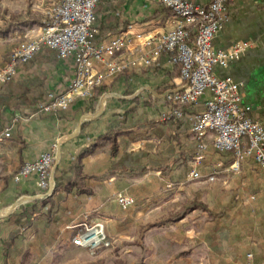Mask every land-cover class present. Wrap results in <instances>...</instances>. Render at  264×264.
<instances>
[{"label": "crops", "instance_id": "obj_1", "mask_svg": "<svg viewBox=\"0 0 264 264\" xmlns=\"http://www.w3.org/2000/svg\"><path fill=\"white\" fill-rule=\"evenodd\" d=\"M192 1L202 3L208 0ZM227 13L228 21L214 38L213 47L217 50L225 49L235 41H248L251 45L238 59L231 60L226 68L216 67L215 72L240 82L239 91L243 103L251 106L255 116L261 117L264 115V0L232 1L227 5ZM95 14L97 43L126 31L141 35L158 34L170 28L172 22V12L159 0H99ZM30 28L18 34L13 33V37L32 35V29L35 28ZM136 45L137 40L131 37L129 49L132 51ZM145 53L146 48L140 45L132 51L131 56L138 57ZM168 68L170 64L165 61L157 72H154L153 66L141 71L134 69L122 84L135 85L142 94L122 97L124 100L120 101L121 104L124 101L129 103L122 110L117 111L111 108L113 104H109L111 110L99 118L85 117L90 113H86L85 101L79 98H75L64 111L38 108V104L47 99L48 92H61L75 75L73 59L60 58L50 48H42L18 68L12 81L0 86V134L7 127L11 128L10 136L0 142V211L19 197L32 196L30 199L22 198L24 201L13 212L0 218V264H16L17 260L11 255L12 249L25 246L31 238L39 240L45 254L65 245L76 247L71 243L75 229L70 226L79 221L76 219L80 212L76 209L78 204L89 201L93 207L102 206L112 186L124 185L126 181L136 180L140 176L147 177L151 171L159 175L164 167H175L194 154L195 140L189 123L161 120L159 117L160 111L164 109L163 95L173 89L157 93L153 83L162 77L166 80L163 69ZM97 70L104 72V67L97 65ZM179 82L180 77L174 79V89ZM145 92L150 98L143 96ZM136 97L140 108L134 112L137 116L133 114V120H138V124L130 127V135H135V139L129 140L130 136L120 135L117 157L111 154V143L105 141L81 159V174L86 177L84 185L89 192L80 195H75L74 191L66 195L62 191L56 192L54 200L59 195L65 196V200L53 208V213L47 216L48 206L41 207L37 203L35 212L26 218L27 213H23V209H30L33 201L40 198L35 195L39 189L34 175L19 181L13 179L23 162L36 159L57 142L60 153L57 166L68 168L81 149L93 143L105 132L110 122L121 118L124 112L135 105L131 100ZM140 99L142 102L150 100L151 105L141 108ZM203 101L204 98L199 100L196 110L202 109ZM205 142L209 147L212 146L211 138H206ZM124 151L130 154L141 153V163L146 165L147 170L142 174H134L125 168L113 169V162ZM245 160L254 164L250 159H243L241 163ZM24 228L30 231L25 232ZM251 252L254 253L256 264H264V249L253 248ZM245 254L238 257L234 264L243 260Z\"/></svg>", "mask_w": 264, "mask_h": 264}, {"label": "built area", "instance_id": "obj_2", "mask_svg": "<svg viewBox=\"0 0 264 264\" xmlns=\"http://www.w3.org/2000/svg\"><path fill=\"white\" fill-rule=\"evenodd\" d=\"M235 0H208L195 3L192 0H159L172 12L170 28L158 34H133L129 31L105 42H95V7L99 0H61L44 24L32 29L12 49L7 63L0 69V86L13 79L18 68L28 62L42 48L54 50L60 58H72L75 75L61 92H48V104L39 107L45 111L65 110L75 98H87L93 87L100 83L101 65L108 75H115L127 66H148L157 61L160 53L169 54V64H180V81L176 89L167 91L163 98L170 102L160 113L161 120L176 119L189 123L195 140L192 160L195 165L205 159L206 138L212 139V147L233 156L229 164L238 169L243 159H250L264 172V115L252 113L251 106L243 103L240 82L230 76H219L216 67L226 68L231 60L238 59L251 45L248 41H235L225 49H215L213 40L228 21L227 5ZM194 33L191 40L190 34ZM131 37L137 40L133 47L146 48L140 58L132 57L129 49ZM204 98L202 109L191 111ZM177 103L178 106L173 104ZM189 109V110H187ZM10 127L0 134V142L10 136ZM60 153L57 142L34 160L23 162L13 179L34 175L39 194L46 199L54 190V170ZM221 163H218V167ZM216 168L208 179L214 180ZM200 176L198 169L191 168L187 177ZM115 203L122 209L134 205L135 198L125 192H117ZM76 232L71 243L88 251L108 247L111 239L101 220L81 221L71 225ZM237 264H256L254 253L249 251Z\"/></svg>", "mask_w": 264, "mask_h": 264}, {"label": "rangeland", "instance_id": "obj_3", "mask_svg": "<svg viewBox=\"0 0 264 264\" xmlns=\"http://www.w3.org/2000/svg\"><path fill=\"white\" fill-rule=\"evenodd\" d=\"M60 2L61 0H0V27L5 26L6 22L26 17L45 22L50 19ZM39 26L36 24L26 29L28 31L30 27ZM18 32L21 31L13 33ZM13 33L0 36V69L7 63L15 43L24 38L23 35L14 38ZM155 62L148 66L130 65L115 75H108L105 69L104 72H99L100 83L93 87L91 95L79 98L85 101L86 113H90L91 118H99L111 108L117 111L124 109L129 103L124 101L121 104L120 101L141 95L142 91H139V87L135 88V85L122 84L123 81L134 69L141 71L152 67ZM159 85H167L164 77L154 81L153 89L157 91ZM98 87H104L105 91L95 97V89ZM143 96L150 98L146 92ZM103 97L105 102L100 101ZM102 102L103 106L100 108L99 104ZM48 103L45 99L38 104V108L42 109L39 106ZM109 104L114 107L109 108ZM140 106L145 107L143 104ZM163 106L165 109L169 105ZM138 107L139 105L137 109L140 108ZM195 107L190 109L196 111ZM98 108L102 110L96 113ZM206 145L207 159L198 165L194 164L192 155L175 167H164L159 175L151 171L147 177L140 176L136 180L126 181L124 185L112 186L102 206L93 207L89 201L77 205L76 209L80 211L76 215L78 223L85 220L104 222L106 233L111 239L108 247L91 252L65 245L45 254L39 240L31 238L26 241L28 244L25 243V246L12 249L11 255L17 260L16 264H234L238 257L253 248L263 250L264 172L249 160L240 162L238 169H231L230 163L228 164L230 154L218 152L212 146L209 147L208 143ZM218 163L221 166L218 167ZM194 166L200 176L191 180L187 173ZM214 168L218 170L215 179L209 180L208 176ZM117 192L132 195L135 198L134 205L127 209L120 208L114 201ZM29 197L32 196L19 197L17 200L21 203L24 201L22 198ZM11 205L0 211V218L8 216L17 208L15 206L11 210ZM171 215H175L173 221L150 226L151 223ZM76 230L75 228V232ZM23 231L30 230L24 228Z\"/></svg>", "mask_w": 264, "mask_h": 264}, {"label": "trees", "instance_id": "obj_4", "mask_svg": "<svg viewBox=\"0 0 264 264\" xmlns=\"http://www.w3.org/2000/svg\"><path fill=\"white\" fill-rule=\"evenodd\" d=\"M163 5V4H162ZM42 25L44 24L43 20H35L32 18H18L14 22H6L5 26L0 27V36H7L10 33H13L15 31H23L26 27L33 26V25ZM194 36V33L190 34L189 40L192 39ZM167 61L169 63V54L166 51H162L158 57V60L152 65L154 72H157L159 69H161V64ZM164 75L166 77V83L167 85H161L157 89V93H162L165 90L168 89H174L175 85L174 79L180 77V64L177 62L170 63V68L168 69H163ZM105 91L104 87H98L95 89V97L100 96L103 92ZM138 98H133L131 100V103H135V106L130 107L124 114L122 115L121 118H118L112 122H110L107 125V128L105 132L101 135H99L93 143L88 145L87 147H84L79 151V153L75 157L74 163L69 166L66 169L59 168L56 166L55 172H54V182H55V187L53 190V193L48 196L46 199H37L33 201V206L30 209H23V213H27V217H29V214H32L36 210L37 203L40 204V206L47 205L48 210H47V216H49L51 213H53V208L59 204L60 201L65 200V196L59 195L57 199H53V196L56 192L62 191L65 195L68 193H71L74 191L75 195H80V194H86L89 191L86 189L84 185L85 181V176L81 174V159L88 155L99 143H103L105 141H109L111 143V154L114 157L118 156V147L120 145L118 140V137L120 135H128L129 140L135 139V135H130L132 133V130L130 129L133 128L138 124V120L134 121L133 120V114L137 109L138 105ZM142 104L144 106L151 105L150 100L148 101H143ZM170 102L168 100H163V105L168 106ZM174 106H178L177 103L173 104ZM170 121H177L176 119H169ZM182 121V120H181ZM129 141L124 143L125 145L128 144ZM141 153L137 154H130L127 153L126 151L123 152V154L113 162V169L116 168H125L128 172L134 173V174H142L147 170L146 165H143L141 163ZM231 156V154H230ZM233 161V156H231L228 159V164ZM150 163V160L148 161ZM186 211H183V213ZM175 218V215L167 216L166 218H163L161 220H157L153 223L150 224V226H160L165 224L166 222L173 221ZM20 219L16 222H19ZM214 243V242H212ZM213 246V245H212Z\"/></svg>", "mask_w": 264, "mask_h": 264}, {"label": "bare ground", "instance_id": "obj_5", "mask_svg": "<svg viewBox=\"0 0 264 264\" xmlns=\"http://www.w3.org/2000/svg\"><path fill=\"white\" fill-rule=\"evenodd\" d=\"M102 100H105V97H103V98H101V100L100 101H102ZM99 106H100V108L103 106V102L101 103V105L99 104ZM102 110V109H101ZM101 110H99V108H98V110H97V113H99ZM92 115L91 114H88V115H85V117H91ZM18 203L20 202L19 200L17 201ZM15 206L13 205V206H11V210L14 208ZM5 213H8V212H5ZM1 216V215H0Z\"/></svg>", "mask_w": 264, "mask_h": 264}, {"label": "water", "instance_id": "obj_6", "mask_svg": "<svg viewBox=\"0 0 264 264\" xmlns=\"http://www.w3.org/2000/svg\"><path fill=\"white\" fill-rule=\"evenodd\" d=\"M96 113H97V112H96ZM94 115H95V114H94ZM17 201H18V200H17ZM17 201L14 202L11 206H13V205H14V206H17V205L19 204Z\"/></svg>", "mask_w": 264, "mask_h": 264}]
</instances>
